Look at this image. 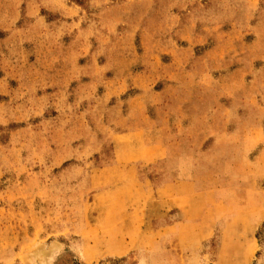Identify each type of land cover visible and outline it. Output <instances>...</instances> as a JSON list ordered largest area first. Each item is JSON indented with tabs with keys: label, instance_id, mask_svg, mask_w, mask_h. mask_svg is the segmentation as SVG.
<instances>
[{
	"label": "rangeland",
	"instance_id": "rangeland-1",
	"mask_svg": "<svg viewBox=\"0 0 264 264\" xmlns=\"http://www.w3.org/2000/svg\"><path fill=\"white\" fill-rule=\"evenodd\" d=\"M144 119L216 196L261 203L264 0H0V264H264V216L155 249L183 218L155 207L165 162L137 165Z\"/></svg>",
	"mask_w": 264,
	"mask_h": 264
},
{
	"label": "crops",
	"instance_id": "crops-1",
	"mask_svg": "<svg viewBox=\"0 0 264 264\" xmlns=\"http://www.w3.org/2000/svg\"><path fill=\"white\" fill-rule=\"evenodd\" d=\"M143 123L144 124H141V126H138L133 130V133L137 135L136 140L138 149L141 148L140 153L135 155L137 161H139V164L137 165L142 166L165 162L167 167L166 172L168 173L165 175V178H163L162 184L155 190V207L160 205L165 211H171L172 209L178 208L181 210L180 214L183 218L179 222L158 229V232L160 233L159 235L164 236L163 238L155 239V249L161 245L169 246L173 243L174 239H171V231L173 230L183 231L185 228L191 227L194 229L193 238L195 241L202 242L212 235L211 232L214 223L217 222V220L219 222L225 219V221L223 220V229L225 228L227 231H238L241 229L239 230L240 232L248 231V227H252L250 226L249 219L253 224H255L256 221L259 222L261 220L260 217L264 216V196H261L260 199H263V201L258 205H256L255 201H250L248 204L243 205L235 204L231 201V196H228V198H226L227 200L221 196L219 198L216 194L221 193L220 190L224 188L223 186H221V189L218 188V186L207 187L205 181H201L191 174V172H193L192 168L194 164L191 165L190 168L185 160L180 158V154H176L177 149L170 147L165 143L163 137L164 133L160 124L157 123L155 119H144ZM175 163L176 165H179L177 166L179 168V170L177 169V172L181 173L183 178H173L170 180L169 178L172 175L171 167L172 165H175ZM182 167L183 169H181ZM131 181L133 182V186H135V188L137 187V192L141 189V191L137 193L139 196L136 205L139 209H143L147 206L149 199L152 198L149 193L150 189L143 182L142 187L136 184V181L139 183L141 182L139 177L136 179V176H134ZM240 214H247L248 223L250 224H248L247 228L244 224H239ZM251 216H253V218ZM235 237H238V234ZM181 238L175 240V246L178 248L182 246V244H179L183 242ZM183 245L186 246L185 244ZM222 249L223 248H221L220 251L219 248L218 262L221 261L220 263H222L227 261L229 263L235 262L236 264H238L237 262L240 264L248 263L247 260H245V257L235 258L234 249H231L230 255L224 259L225 256H222ZM173 254L174 253L172 252L167 253V259L174 256ZM168 262L174 264L175 260L173 262Z\"/></svg>",
	"mask_w": 264,
	"mask_h": 264
}]
</instances>
